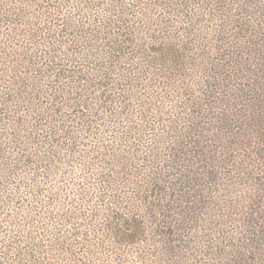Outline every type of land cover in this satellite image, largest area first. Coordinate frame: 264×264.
<instances>
[{"label":"trees","instance_id":"1","mask_svg":"<svg viewBox=\"0 0 264 264\" xmlns=\"http://www.w3.org/2000/svg\"><path fill=\"white\" fill-rule=\"evenodd\" d=\"M0 264H264V0H0Z\"/></svg>","mask_w":264,"mask_h":264}]
</instances>
